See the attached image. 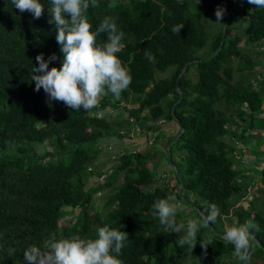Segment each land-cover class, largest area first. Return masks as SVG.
Masks as SVG:
<instances>
[{"label":"trees","instance_id":"trees-1","mask_svg":"<svg viewBox=\"0 0 264 264\" xmlns=\"http://www.w3.org/2000/svg\"><path fill=\"white\" fill-rule=\"evenodd\" d=\"M219 2L99 0L98 7L89 8L92 31L111 16L124 34L117 55L130 70L131 83L120 96L133 105L125 115L112 118L109 113L118 106L119 97L111 93L100 98L98 108L104 112L99 114L95 108L72 111L61 101L49 104L42 88L34 90L35 57L43 53L47 59L55 53L57 60L49 68H59L63 55L54 25L48 22L50 5L42 0L43 14L34 19L29 12L13 8L11 0H0V264H25L27 247L42 245L50 236L93 238L97 227L105 224L127 233L119 257L123 264H188L191 248L180 244L182 233L165 232L154 217L153 202L171 197L173 190L158 182L155 165H149L159 153L164 160L161 166L178 173L179 193L173 169L176 198L188 207L191 202L201 222L209 204H215L219 216L211 226L218 233L223 235L224 219L229 226L246 221L258 226L251 230V260L264 264V200L259 209H245L239 203L254 176L234 165L231 153L237 133L229 129L237 116L248 117L238 135L243 136L264 112V84L260 85L264 77L256 76L255 86L250 81L256 64L252 55L260 53L240 47V35L232 34L233 27L244 25L247 43H264V9L245 0ZM213 5L226 9L217 30H211L206 13L200 11ZM231 14L237 26L231 23ZM181 24L180 33L171 31ZM106 39L107 34L101 33L97 42ZM146 53L154 60L149 61ZM160 119L175 124L164 149L137 151L123 146L104 180L94 181L100 150L112 146L109 137L127 136L137 122L148 131L160 125ZM6 148H11L10 154L3 152ZM104 171H96L95 176ZM258 173L264 179V167ZM119 174L121 181L114 185ZM102 188H107L103 206L95 210L93 196ZM70 209L78 210L74 219L61 221ZM177 221L184 223L179 213ZM205 229L213 240L203 236ZM221 237L209 226L202 227L193 250L212 260L233 257L234 246ZM233 263L239 264L235 258Z\"/></svg>","mask_w":264,"mask_h":264},{"label":"clouds","instance_id":"clouds-1","mask_svg":"<svg viewBox=\"0 0 264 264\" xmlns=\"http://www.w3.org/2000/svg\"><path fill=\"white\" fill-rule=\"evenodd\" d=\"M256 8L264 9V0H245ZM50 13L49 24H53L56 41L63 54L60 67L49 68L57 60L55 53L45 59L43 53L35 60L38 66L31 68V81L35 91L41 88L47 103L61 101L72 111H90L97 107L102 96L111 93L118 98L131 83L130 70L118 57L121 50L123 32L119 30L116 19L105 16L92 31L88 19L89 8L99 6V0H47ZM13 8L20 13L29 12L34 19L43 14L45 4L42 0H11ZM225 8L215 10L217 23L223 18ZM184 25L172 27L173 33H180ZM107 34L103 43L97 37ZM149 61L154 57L146 53ZM154 217L168 233H182L181 245L191 250L197 244V233L202 227L214 224L219 216L215 204H209L202 214V222L188 218L186 223L177 221L183 209L172 202L171 197L158 198L152 204ZM258 226L251 221L243 224L225 225L221 237L227 244L234 246L233 257L239 264H250V241L254 239L251 230ZM127 233L105 224L97 227L93 238L79 234L68 237L50 236L42 245H31L23 252L25 264H123L119 258ZM202 246H207L201 243Z\"/></svg>","mask_w":264,"mask_h":264},{"label":"rangeland","instance_id":"rangeland-1","mask_svg":"<svg viewBox=\"0 0 264 264\" xmlns=\"http://www.w3.org/2000/svg\"><path fill=\"white\" fill-rule=\"evenodd\" d=\"M113 1V0H111ZM124 1V0H119ZM201 1V0H197ZM219 4V0H216ZM224 1V0H222ZM206 5L209 4L205 3ZM218 7V5H213L209 7H202L200 10L203 13H206V19L207 22L211 25V30H214L217 28V18L215 16V10ZM235 17L233 14H231V23L234 24V26H237L235 21ZM244 25H239L238 28L233 27V32H237L240 35V41L238 42V45L240 47H243L244 49H247V51L256 50L260 54L259 55H252L253 59H255L256 64L251 69L250 73H253L250 76V81H253L252 84L255 86L257 84V80L255 79L256 76L260 75V77H264V53L262 52L264 50V43L261 42H253V43H247L245 40V34L243 30ZM235 28V29H234ZM217 30V29H216ZM215 30V31H216ZM243 30V31H242ZM243 49V50H244ZM245 51V50H244ZM261 58L262 61L260 62L258 58ZM238 59H233L232 64L235 66L237 65ZM249 71V70H247ZM194 69L189 70V74L194 76ZM158 75H165V73H159ZM235 76L236 73H235ZM264 83H261L260 85L263 86ZM118 100V99H117ZM100 104V101L95 107L96 112L99 114H103L104 110L102 108H98ZM133 104L130 102H127L126 100H123L121 96H119L118 100V106H116L113 110H110V117L116 118V116H122L125 115L127 110L126 108L131 107ZM94 109V110H95ZM109 110V109H107ZM121 114V115H120ZM134 118H130L131 121H133ZM237 122L232 123L229 126L231 133H237L236 137H234L235 140V149L233 150L232 159L234 161V165L237 168L245 169L243 173L245 174H252L254 177L252 178V183L247 186V192L246 195L239 201V203L246 209L249 207H252L253 209H259L261 207V201L264 200V192L262 191V188H264V179H261L262 176L259 175L258 170H260L262 167H264V142L262 143V138L264 139V112L258 113L256 118L253 120V128H248L246 131H244L243 136H238L239 133L243 130V124L247 125L249 122L248 117H240L237 116L235 118ZM160 125H157V127L152 128L148 131H142L140 128L141 126L137 122V124L134 123L133 126H131V131L127 136H121L120 139L131 137L132 141L131 143H127L128 149L137 150V151H143L148 150L152 151L153 148L157 147L160 150L164 149L165 144L168 140V137H170L173 133L171 130H168L166 128L168 122L166 120L160 119L159 121ZM172 123L174 126L175 124ZM240 123V125H238ZM159 134L157 137L156 135ZM258 140V141H257ZM125 141V140H123ZM102 145V144H101ZM39 147V146H37ZM40 148V147H39ZM46 148L49 149L48 146ZM113 147L111 148L106 147L102 150H100L97 161L95 162V173L93 174V178H96L94 181L102 182L104 180V176L107 175L108 172L113 168L115 161L117 160L118 154L122 149ZM11 148H6L3 152L6 154L11 153ZM176 152L173 153V159L175 157ZM163 154L159 153L156 156H154L153 159L149 161V165L153 164L155 165L156 170V177L158 182L162 183H168L170 187H172V202L176 203L178 207L184 209L186 207L185 211L179 212L180 219L186 223L188 218L198 219V217L195 215V212L191 209L190 204L191 202H188L189 207L185 203H180L179 200L175 196L174 191V175H173V167L166 166L162 167L161 163L163 165L164 160L162 159ZM165 169V173H162L163 169ZM104 169V173L102 175H99L96 177L97 174L96 171ZM159 172V173H158ZM121 181V174L118 175L116 178L115 184H118ZM107 192V188H102L98 192L94 194V201H93V209L95 210H101L103 206V200L102 195H104ZM191 196V195H189ZM184 198V197H183ZM77 209H70L66 214L62 216V220L66 219H74V215L77 213ZM199 220V219H198ZM225 225H228V221L226 219L223 220V226L225 228ZM203 236L209 238L210 240L214 239V235L209 233L206 229L203 232ZM264 257V254H263ZM234 258L233 257H224L221 259H211L207 256L200 255L196 251L189 250L188 256L186 258V262L188 264H234L233 263ZM250 264H262L261 260L259 259H252L250 261Z\"/></svg>","mask_w":264,"mask_h":264},{"label":"crops","instance_id":"crops-1","mask_svg":"<svg viewBox=\"0 0 264 264\" xmlns=\"http://www.w3.org/2000/svg\"><path fill=\"white\" fill-rule=\"evenodd\" d=\"M166 128L168 130H171L172 133H174L175 127H174V125L172 123L168 122ZM123 140H125V141H123ZM131 141H132L131 137H127V139L126 138L120 139V138H116V137H109V141L108 142L110 143V145H113V147H117V148L121 149L123 146L126 147L127 143H131Z\"/></svg>","mask_w":264,"mask_h":264},{"label":"water","instance_id":"water-1","mask_svg":"<svg viewBox=\"0 0 264 264\" xmlns=\"http://www.w3.org/2000/svg\"><path fill=\"white\" fill-rule=\"evenodd\" d=\"M227 22H228V17H226V20H225L224 23H223V30H224V27L226 26ZM223 38H224V31H223V33H222V35H221V38H220V45H219V48H221V46H222V44H223ZM219 48H218V49H219ZM218 49H217V51H218ZM217 51H216V52H217ZM186 64H187V63H186ZM186 64L183 65V68H182L180 74L184 71V68H185ZM168 161H169V163H171L170 156L168 157ZM174 171H175V174L178 176L177 171H176L175 169H174ZM178 181H179V187H178V193H179V192H180V187H181L179 176H178ZM209 228H210V229H211L216 235L223 236L222 234H220V233H218L217 231H215L214 228H213L211 225L209 226Z\"/></svg>","mask_w":264,"mask_h":264},{"label":"built area","instance_id":"built-area-1","mask_svg":"<svg viewBox=\"0 0 264 264\" xmlns=\"http://www.w3.org/2000/svg\"><path fill=\"white\" fill-rule=\"evenodd\" d=\"M110 148V146H108Z\"/></svg>","mask_w":264,"mask_h":264}]
</instances>
